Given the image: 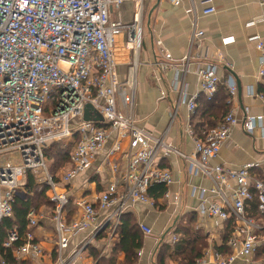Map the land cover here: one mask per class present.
Here are the masks:
<instances>
[{"label":"built area","instance_id":"built-area-1","mask_svg":"<svg viewBox=\"0 0 264 264\" xmlns=\"http://www.w3.org/2000/svg\"><path fill=\"white\" fill-rule=\"evenodd\" d=\"M142 1L0 0V227L5 219L13 217V202L17 193L24 190L27 175L32 174L36 182L47 185L49 199L53 202L54 264H80L83 252L105 228L115 234L128 205H153L149 188L162 185L167 189L173 183L171 171L159 168L157 161L174 155L189 172L201 173L211 184L209 190L199 192L201 213L224 222L232 220L234 225L233 234L226 242L231 253L223 257L217 251L211 252V264H232L238 258H251L264 248V169L259 174L257 171L261 166L255 162L235 170L212 164L239 121L230 110L199 137L194 132L190 115L196 110V97L187 99L183 84L190 52L178 62L164 54L162 61L156 64L160 70H174L172 90L181 97L163 136L155 137L137 124L133 109L135 74L143 37ZM167 2L177 6L181 0ZM205 2L210 4V0ZM124 3L133 6L132 19L128 23L121 20L120 10ZM214 11L207 5L201 14L209 16ZM186 13L193 17L189 38L193 46L204 33L197 30L198 17L193 4ZM113 15L117 16L114 18ZM119 36L123 37L129 56L123 83L119 80L114 58V46ZM250 41L256 43L260 65L258 76L263 78L264 38L254 36ZM229 42L230 39H225L223 45ZM195 76L200 93L210 101L220 85L217 67L207 64L195 70ZM225 85L230 104L237 93L236 83L229 76ZM255 96L264 107V96ZM183 102L188 112L184 133L193 145L189 153L165 140ZM86 106L91 108V117L97 115L99 121H84ZM257 128L264 141V115L245 117L244 133L251 135ZM113 134L127 142L125 172L107 184L93 203L77 201L75 205L81 215L66 223L63 214L69 197L58 188L60 190L92 167ZM53 143L63 147L72 145L69 167L57 180L48 173L44 153ZM119 151L115 142L110 155ZM111 171L117 172L115 164ZM254 198L261 216L259 222L245 213ZM162 199L168 201L167 191ZM98 212L107 213L99 225L96 223ZM37 223L38 216L31 210L25 233L20 235L17 228L6 232L2 248L10 251L14 260L35 261L43 256L33 234ZM139 228L145 236L153 235L150 228L142 225ZM87 231H90L89 237L65 254L71 240ZM174 242L176 236L172 237ZM207 261L203 258L198 264ZM0 264H5L1 257Z\"/></svg>","mask_w":264,"mask_h":264},{"label":"crops","instance_id":"crops-1","mask_svg":"<svg viewBox=\"0 0 264 264\" xmlns=\"http://www.w3.org/2000/svg\"><path fill=\"white\" fill-rule=\"evenodd\" d=\"M181 0L177 6L171 5L167 0H143L142 28L144 36V23L149 37L146 41L142 37V46L138 54V66L135 74V106L133 113L139 127L155 137L165 133L171 116L181 100L177 91L172 90L174 70H160L157 63L161 62L163 55H169L174 62L181 60L190 52L188 73L184 78L187 99L195 96L196 109L200 107L198 101L203 99L195 70L207 64L217 67L220 85L218 96L226 91V80L230 76L234 79L237 93L228 104L229 111H234L239 125L235 127L229 140L221 147L212 164L226 169H238L242 165L255 162L264 169V141L260 129H255L249 135L243 132L242 123L247 116L264 115L262 102L256 94L264 96V77L260 78L258 72L259 52L256 43L250 41L254 36L264 38V0ZM194 5L197 17V30L204 36L190 45L193 17L186 10ZM207 5L214 8V13L202 16L201 11ZM131 3H124L121 7V20L128 23L132 19ZM230 39L227 45L223 40ZM114 58L117 64V74L121 83L126 79L128 52L123 37L119 36L114 46ZM124 85V84H123ZM163 93V95H162ZM162 95V97H161ZM117 104L119 102L117 100ZM121 108V107H120ZM188 112L185 102L180 104L177 114L170 125L165 140L172 146L189 153L192 151V141L184 133ZM191 124L195 125L197 117L190 115ZM117 142L120 151L110 155L113 144ZM127 142L118 135H110L107 142L96 157L92 167L76 176L59 192H66L69 202L65 207L64 219L76 220L81 211L77 209L76 202L93 203L99 193L107 184L120 178L127 167ZM117 166L114 173L112 165ZM159 168H167L173 176V183L166 189L169 194L168 201L162 196L155 199L149 195L153 205L132 204L126 207L125 216L135 222L141 232V248L135 250V264H177L171 259L174 246L181 240L182 231L188 230L204 238L205 248L202 257L206 264H211V252L217 251L223 257L231 253L226 242L233 234L234 225L218 218H208L201 213V200L199 192L209 190L211 184L201 173L189 172L186 165L176 156L171 155L157 161ZM69 166L67 165L66 169ZM25 191L17 193V197L24 198ZM174 197L178 200L174 201ZM210 200V199H209ZM42 213V212H40ZM107 213L98 212L96 223L101 224ZM50 208L38 218L37 227L33 229L35 242L43 250V256L35 261H26L29 264H54V223ZM13 218V217H12ZM146 226L152 230V236H145L139 226ZM182 229V230H181ZM181 233L179 234V232ZM90 231L81 233L71 240L69 254L84 242ZM100 237L102 235H99ZM105 238L96 237L83 252L80 264H123L124 254L115 251L117 237L105 232ZM176 242L172 243V237ZM103 237V236H102ZM185 242L183 243V246ZM138 252L141 255L138 256ZM229 253L228 255H226ZM232 264H264L262 259L238 258Z\"/></svg>","mask_w":264,"mask_h":264},{"label":"trees","instance_id":"trees-1","mask_svg":"<svg viewBox=\"0 0 264 264\" xmlns=\"http://www.w3.org/2000/svg\"><path fill=\"white\" fill-rule=\"evenodd\" d=\"M218 92L210 101H207L204 97L198 101L200 107L194 112V117H197V122L195 125L192 124L193 130L198 137L203 131L214 127L218 122H220L229 111V96L227 92H221V95L219 96ZM71 150L72 145L63 147L60 143H53L51 147H47L45 149V156L47 153V157L52 161V173V170L57 168L59 163H68ZM50 176L57 180L56 176L53 174H50ZM24 191L25 197L23 199L16 197L13 202V218L5 219L0 227V257L5 260V264H29L26 261L14 260L10 251H5L2 248V243L6 240V232L12 228H17L20 235L25 233L28 213L31 210H34L35 207L42 205L43 202L41 201H45L53 212V202L49 199V190L45 183H37L34 176L32 174H28ZM165 191L166 189L164 186L155 185L149 188L148 194L157 199L161 197ZM245 213L248 218H252L257 222L261 220V216L257 211L256 198L248 204ZM71 221L67 219L66 223H70ZM228 222L233 225L232 220ZM107 230L109 231V228H105L99 234L103 237H100L99 235L97 237L105 238V232ZM180 233L181 231L179 234ZM114 235L117 237L115 251H119L124 254L123 264H135L136 256L134 251L141 248L142 242L141 232L139 231L137 224L132 220L130 221L125 214H122ZM182 235L181 240L177 241L174 246L171 259L177 264H196V262L202 257L203 250L205 248V244L203 242L204 238H202L199 234L192 233L188 230H183ZM184 242L185 245L183 246ZM228 254L229 253L226 255ZM258 256L262 257L264 262V248L259 249L253 257L257 259Z\"/></svg>","mask_w":264,"mask_h":264},{"label":"rangeland","instance_id":"rangeland-1","mask_svg":"<svg viewBox=\"0 0 264 264\" xmlns=\"http://www.w3.org/2000/svg\"><path fill=\"white\" fill-rule=\"evenodd\" d=\"M117 15H113V17L115 18ZM144 36H143V39H144V42L146 41V37L148 38L149 35H148V32L146 30V25L144 23ZM143 41V40H142ZM52 145V144H51ZM51 145L48 146L51 147ZM51 149V148H50ZM46 160H47V170H48V173L49 174H53L54 176H56V178L60 177V175L65 171L66 167H67V163L64 164V163H59L58 167L57 168H54L52 171L53 173L51 172V169H52V161L49 160V158L47 157V153H46ZM39 184L43 183V182H37ZM58 191H59V188H58ZM41 201V200H40ZM43 202L42 205L38 206V207H35L34 209V212L35 214L38 216V218L42 215V213H44L45 211L48 212V210L50 209V207L47 205V203L45 201H41ZM42 212V213H40ZM263 256V255H261ZM257 259H262V257L258 256Z\"/></svg>","mask_w":264,"mask_h":264},{"label":"water","instance_id":"water-1","mask_svg":"<svg viewBox=\"0 0 264 264\" xmlns=\"http://www.w3.org/2000/svg\"><path fill=\"white\" fill-rule=\"evenodd\" d=\"M90 111H91V108L90 106H86L85 110H84V114H83V119L84 121H99L100 120V117L99 116H93L91 117V114H90Z\"/></svg>","mask_w":264,"mask_h":264}]
</instances>
